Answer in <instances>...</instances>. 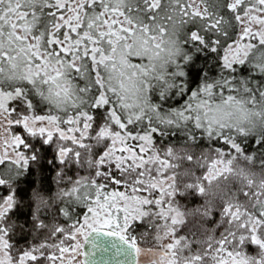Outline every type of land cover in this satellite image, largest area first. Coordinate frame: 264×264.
<instances>
[{
    "label": "snow or ice",
    "instance_id": "snow-or-ice-1",
    "mask_svg": "<svg viewBox=\"0 0 264 264\" xmlns=\"http://www.w3.org/2000/svg\"><path fill=\"white\" fill-rule=\"evenodd\" d=\"M0 264H264V0H0Z\"/></svg>",
    "mask_w": 264,
    "mask_h": 264
}]
</instances>
